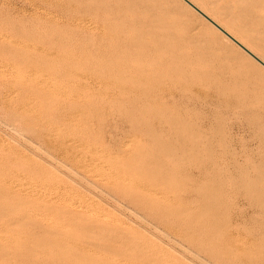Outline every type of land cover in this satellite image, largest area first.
Instances as JSON below:
<instances>
[{
    "label": "rangeland",
    "instance_id": "obj_1",
    "mask_svg": "<svg viewBox=\"0 0 264 264\" xmlns=\"http://www.w3.org/2000/svg\"><path fill=\"white\" fill-rule=\"evenodd\" d=\"M105 1H107V3L102 5V2L104 3ZM108 1L109 0H0V114L2 113L0 115V191L1 194H4H0V254L4 252V255H6L7 253V256L0 255V257H2V263L0 261V264H24V261L28 259L30 260L27 261L26 264H33L34 262H36L34 264H47L51 258L52 261H50L49 264H214L212 262L213 260L209 259L208 251L209 249H213L210 253H214V251L218 249L217 246L220 249L228 247L229 253L230 251H235L233 253L231 252L232 254H229V256L227 248H223L222 252L221 250L218 251L221 256L222 253L224 254L223 257L219 259V262H215V264H228V261L223 260V258L228 259V257L229 259L236 258V262L243 257V262L238 261V264H252L251 262L258 264L260 260L262 262L260 261L259 264H264V244L262 243L264 237L261 236L264 233V214L261 213L263 208L255 200L249 201L246 199L243 195L245 193L243 189L239 191L237 188H234L237 185L231 180L232 175L229 173V170L232 169V161L234 159H238L239 162L245 164L252 163L255 162L254 160L252 161L253 154L264 153V147H262L264 146V141H262V135L260 136V134H262L260 128L263 121L259 118H253L254 114L249 111L250 108H253L256 111L255 114L263 115L259 113L261 112V108L259 107H261L262 104L254 102L253 105L247 102L240 106H235L234 97H229L221 93L217 88L222 82V88L228 86V84L226 85V83H228L227 79L225 81L224 78L222 80V78H218V76L203 77L201 74L195 76L187 74L190 76L189 78V76H185V74L177 75L176 73H172L168 60H166L161 53L157 52L155 44L147 43L148 48L144 46H134L132 44V37L136 35L135 31L125 26L122 21L118 19L121 14L120 9L115 5H112V7L108 6ZM163 1L167 2V0ZM100 6H102V8H100ZM113 12H115V14ZM222 59L224 58L219 59L218 63L228 66L229 71H232L230 74L233 76L237 74L241 75L242 69H238V67L233 64L232 59ZM240 66L242 68L245 67L242 61H240ZM150 68L154 69V71ZM160 72H165V76ZM159 73L161 75H159ZM167 73L168 75L166 76ZM175 74L179 77L176 76L178 80L174 78ZM181 76L185 78L183 79ZM196 76L197 78L193 79V77ZM198 76L200 78H198ZM210 77H212V80ZM216 81L219 83L215 84ZM239 86L242 87L244 84L240 83ZM246 87L247 85L244 86V88ZM134 106L137 108H133ZM254 107H257V110ZM124 114L125 117L123 116ZM12 115L13 117L11 118ZM132 117L135 120H133ZM174 120H178L177 127L173 125H176V123H173ZM181 122L183 125H180L182 124ZM184 125L187 127H183ZM179 126L180 129H189L188 132H191L193 129L192 133H189L190 136L185 134L188 135L186 136L187 142L182 141L185 139L184 133H187V130H183L184 133L181 132V134L180 131L182 129L180 130ZM195 133H202L206 136L203 141V143L206 144L201 143V145L206 149L205 145H207V143L209 144L210 147H208V145L207 147L213 152L214 155L212 157L207 156L210 155V151L207 152L208 149L205 151L204 148L200 146L197 147L198 144L196 140L198 134L195 135L196 137L193 139ZM257 134L258 136H256ZM158 139L160 142H164V144L168 142V144H159ZM54 142L56 146L59 144L60 151L58 146L55 148ZM190 142H193V144L196 143L197 146L188 144ZM31 145L36 147H31ZM48 146L49 148H47ZM166 146L168 148L171 146L169 150L173 149L174 151L168 152L169 150ZM184 146H186L187 149L186 147L184 148ZM72 147L76 148L73 149ZM176 147L180 149H176ZM194 147L197 148L196 151L198 152L196 158ZM77 148L80 149L78 150L80 151V157L78 155L79 152H76ZM160 148L161 150H159ZM164 148H166L167 152L164 151ZM67 149L69 151H67ZM51 150L56 152L50 153ZM190 150L192 153H190ZM159 151L162 152L163 155L159 154ZM185 151L187 153H185ZM76 153L78 157H76ZM155 153H158V155ZM50 154L52 155L50 156ZM202 154L205 157H203ZM57 155H59V157H57ZM177 156H179V161L175 159ZM190 156L193 157V159L189 158V160L192 159V162L194 160L193 163L190 162L191 160H186L188 159L187 157ZM198 156L200 158H198ZM207 157L212 158L211 161H208L210 158L207 159ZM194 158L199 161L197 160L195 162ZM202 158L205 161H203ZM181 160L184 162L182 163ZM200 160L203 161L205 169H200L199 166L197 167V165L202 163ZM250 160L252 162H249ZM67 161H71V163ZM213 161H215V163ZM194 163H196V165ZM162 165H166V167L163 166L162 168ZM167 165H170V171ZM180 165L183 167H180ZM211 166H213L212 168L215 167V172L216 170L218 172L222 170L220 171L223 176L221 180L225 181H223L225 183L223 186L224 188L227 187L225 189L228 190L223 192L224 188L222 187L221 191L224 193V196L227 192V194H229V196H225V200L224 197H222L223 200L221 198L223 193L219 191L220 189L217 190L220 188L219 185H217V188L216 183H214L217 178L215 179L213 177L217 175L214 176L213 173L215 172L210 168ZM62 167H64L65 170L64 168L62 169ZM186 167L187 170L185 171ZM219 167H221V169ZM67 168L69 169V173L67 172ZM177 168L184 169H179L181 171L180 173ZM207 168L208 171H205ZM227 168L231 169L228 170ZM164 169L167 171L163 172ZM209 169L211 171H209ZM74 170L77 171L76 174H74L76 175L75 177L71 175L75 172ZM182 170L186 173L184 171L182 172ZM201 172L204 173L203 177ZM77 173L80 176H78V178ZM206 173L208 174L206 175ZM211 173L213 176L209 175ZM156 175L158 176L156 177ZM187 175L188 177H186ZM221 175L218 173L217 177L220 179ZM206 176L207 179L212 177L213 179L211 180H214V184L212 181H208ZM87 179L91 182L89 183ZM95 180H97L98 183ZM102 182L103 185L105 184V188L102 187ZM205 184L216 186L214 190L216 188L217 191L212 189L213 186L210 187L211 189L208 186V190L204 187L206 186ZM201 187L203 189H201ZM239 187L240 186H238V188ZM204 188L208 190V193L210 190L212 192L214 191L216 197L207 194L210 197H215L213 201L210 197L208 198L206 194L205 197ZM5 189L8 191L5 192ZM13 189H16L15 191L17 193ZM133 189L138 192H135ZM200 189L202 190V194L198 195L201 193ZM115 190L116 192H118L117 190L120 191L118 195ZM8 192L9 194H7ZM71 192L73 195H71ZM197 192L199 193L197 194ZM212 192L210 193L212 194ZM10 193H12V195ZM129 193L131 194V198L128 197V195H130ZM77 194L80 195L76 198ZM217 194L221 195L219 196ZM54 195L58 196L54 198ZM112 195L115 197H112ZM35 196L36 199L34 198ZM217 196L220 198L218 199ZM202 197H205L203 198L204 202L210 199V201L215 203L214 200L216 198L218 200L221 199L222 202L215 200L216 203H220V207H214V209H212V206L218 203L213 205V203L207 201L205 202L206 205L208 204L206 206L204 202H202ZM139 198L142 199L139 200ZM54 199L56 201H53ZM57 199L63 202L60 203ZM129 199L133 200V203ZM196 200L200 201V203L198 202V204ZM145 201L147 203H145ZM224 201L227 205L223 203ZM71 202H74L77 208L73 205L74 209L72 207L73 203L70 204ZM136 202H138L140 206H138ZM201 202L206 207L211 203L212 205L209 206L211 208L204 209L206 207H202L203 205ZM54 203L56 206H53L55 205ZM222 203L224 206L226 205L228 207H224ZM167 204L169 209L166 208ZM170 204L171 206H169ZM196 204L203 210L199 209ZM255 204L256 207H254ZM88 205H90V208L93 210H90ZM154 205H156L155 207L157 209L162 205V210H157L155 208L158 212L161 211L160 215L158 213V220L156 215L157 211H149L151 210L150 206L153 207ZM80 206L81 208L83 206V211H90V213L87 211L90 214L89 217L87 212L84 213L81 209V211H78ZM141 206H144L143 208L145 209ZM221 206H223V209ZM147 207H149V209H147ZM184 207L186 208L184 209ZM165 208L168 210L165 211ZM193 208L195 209V214L193 213ZM216 208L221 212H217ZM8 209L11 212H9ZM186 209L188 211H186ZM196 209L199 210L200 214L196 212ZM257 209L259 210L257 211ZM173 210L177 212L173 213ZM210 210L213 212L216 210L215 213L217 212L218 214L216 213L215 215V213ZM162 211L167 213L165 214L163 212L162 216ZM16 212L19 213L17 214ZM149 212L155 215L147 214ZM171 212L172 216L170 215ZM189 212L190 214L192 212L194 215L191 214L189 216ZM207 212L211 214L208 213L209 216L205 217L204 215H207ZM223 212L225 214H223ZM180 213L184 214L182 215ZM173 214L182 216L178 217L176 215V218H174ZM165 215H168L166 219L171 216L170 219L172 221L170 219L167 221L164 217ZM93 216H95L94 219ZM160 216L161 219H164H162V222L161 219L159 220ZM186 216H188L189 219L186 218ZM199 216L203 220L200 219ZM227 216L229 217V221L226 219ZM190 217L193 218L194 222L199 219V223L196 227L192 224V226H194H190L189 228L186 221H192ZM209 217L212 221H208ZM216 217L220 218L217 219ZM154 218L156 219L154 220ZM179 218L182 220L179 221ZM175 219L177 222L174 223ZM184 219L187 225L185 224V227L179 228L178 226L183 225L182 222H184ZM205 220H207V222ZM217 220L222 222L219 221V223ZM223 220L225 222L227 221V225ZM49 221L53 222L50 224ZM78 221L80 223H78ZM117 221H119L122 227L119 223H116ZM164 221H167L166 224L168 223V225H166ZM39 223L41 225L40 228L38 227ZM169 223L172 226L174 224V227ZM190 223L191 222H189V225H191ZM200 223H203V230L201 229ZM217 223L219 224L218 226ZM47 224L50 225V227H47ZM58 224L59 226L62 225L60 226L62 229L65 226V231L64 229L60 231L61 228ZM116 224L120 226H115ZM165 226H169L168 228L171 229H167ZM186 226H188L189 229H187ZM198 226H200L199 232L198 229H196ZM212 226H214V228ZM226 226L227 229L225 228ZM210 227L211 229L213 228V231L209 230ZM114 228H116V230ZM181 228L184 229L181 230ZM222 228H225L227 230L226 232L229 233H223V235H225L223 236L220 231L223 230ZM191 229H193V232L195 231V234H191ZM206 229L209 230V233ZM201 230L202 232H200ZM205 231L207 235H205ZM196 232H198V234H196ZM222 232H225V230ZM174 233L175 236H172ZM179 233L182 234L180 240L178 237L181 236V234ZM41 234H43V236H41ZM208 234L211 235V238ZM217 234L220 235V237ZM256 234H258L259 240ZM17 235L21 241L25 238L29 239L30 241H24L30 245L26 243L27 245L25 244L24 246L22 244L24 242L18 241ZM23 236L25 237L22 239ZM49 236L52 238H49ZM201 236L205 241L207 240L206 243L203 239H200ZM228 236L229 239L226 238ZM192 237L197 238L193 240ZM2 238L3 240L6 238L5 241H7H3ZM214 238L215 240L213 241H216V243V238L219 240L217 246L215 245L216 243L212 242ZM221 238H223V241ZM233 238L242 241L243 245L239 243L242 247L239 246L237 248L236 242H231ZM62 239H64V241ZM248 239H250L251 242H248ZM260 239L263 241H260ZM185 240L190 242L188 243ZM37 241H40L39 245ZM196 242L202 244L199 246ZM224 242L225 244H223ZM230 242L232 246L235 244L234 247L230 246L231 244L229 245ZM4 244L6 246H4ZM181 244H184V246ZM186 244H191L190 246L194 247V249H190L189 245L187 246ZM193 244L195 245L193 246ZM196 244L199 248L195 247ZM244 244L246 246H244ZM21 245H23L25 250ZM31 245L34 247H30ZM14 246L16 249L14 251L12 250L13 255H10L11 249L15 248ZM81 246L83 247L81 248ZM144 247H150V249L147 248L145 250ZM3 248H6L5 250L8 252L4 251ZM196 248L199 251L201 248L204 250L201 252V255L199 251L195 250ZM235 248L241 251L238 250L236 254ZM34 249L37 251H34ZM185 250H187V252ZM190 250L193 252L192 254ZM224 250H226V252ZM19 251L21 253H19ZM248 251L250 254L247 253ZM258 251H260V254ZM30 252L36 257L30 256ZM34 252L35 254H33ZM239 252H242V255L239 254ZM23 253L26 256L23 257ZM234 253L235 257L233 255ZM17 256L24 261L22 259L19 260ZM194 256H196L197 259ZM200 256H203L205 262L199 258ZM3 257L8 262L5 261ZM48 257L50 260H48ZM86 258L87 261H85ZM237 258L240 259L237 260ZM244 258H249V263L247 259L244 260ZM257 258L260 259L258 260ZM31 260L33 261L31 262ZM63 261L65 263H63ZM229 264H235L234 260H230Z\"/></svg>",
    "mask_w": 264,
    "mask_h": 264
},
{
    "label": "bare ground",
    "instance_id": "obj_2",
    "mask_svg": "<svg viewBox=\"0 0 264 264\" xmlns=\"http://www.w3.org/2000/svg\"><path fill=\"white\" fill-rule=\"evenodd\" d=\"M189 2V3H188ZM107 3V1H105L104 3L102 2V5H105ZM196 8H194L192 5ZM112 5H115L116 7H118L119 9H120V12H121V14H120V16L118 17V19H120L121 21H122V23L125 25V26H128V27H130V29L132 28L134 31H135V33H136V35L134 36V37H132L133 38V42H132V44L134 45V46H140V47H145V48H148L147 46V43H152V44H155V49L157 50V52H159V53H161L162 54V56L166 59V60H168V62H169V64H170V71L172 72V73H176L177 75L178 74H182V75H184L185 74V76L187 75V74H189V75H191V76H195V75H199V74H201V75H203V77L204 76H206V77H208V76H218V78H222V80H223V78L225 79V81H226V79H227V82L228 83H226V85L228 84V86H226V87H223L222 88V83H221V87L219 86V87H217L218 88V90L221 92V93H224L225 95H227V96H232V97H234V104H235V106H240L241 104H244V103H251V104H253L254 102H256V103H261L262 105H261V107H259V108H261V112H259V113H262L263 115H260V114H255L256 113V111H255V109H253V108H250L249 109V111H251V113L252 114H254L253 115V118L255 117V119L257 118H259L260 120L262 119V121H263V123H261V128H260V131H262V134H260V136L262 135V141H264V0H167V2L166 1H163V0H109L108 1V6H111L112 7ZM205 5V6H204ZM89 6H90V4H89ZM65 7H66V5H65ZM115 7V8H116ZM100 8H102V6H100ZM87 9V8H86ZM111 10V9H110ZM107 11V10H106ZM116 11V10H115ZM85 13V12H84ZM114 14H115V12H113ZM97 14V13H96ZM114 20V19H113ZM107 21V20H106ZM118 24V23H117ZM121 31V30H120ZM127 32V31H126ZM207 32H209V33H207ZM112 33V32H111ZM131 35V34H130ZM110 39V38H109ZM147 40H149V41H147ZM127 45V44H126ZM123 46V45H122ZM154 46V45H153ZM143 50V49H142ZM147 51V50H146ZM127 52V51H126ZM132 52V51H131ZM156 53V52H155ZM236 54V55H234V54ZM154 56V55H153ZM221 58H226V59H232L233 60V64L236 66V67H238V69H242V71H241V75H232V74H230L232 71L230 70L229 71V67L228 66H224V65H221V63L219 64L218 63V60L219 59H221ZM161 59H163V58H161ZM224 59H222V60H224ZM240 61H242L243 63H244V65H245V67H241L240 66ZM160 62V61H159ZM220 62V61H219ZM228 62V61H227ZM226 62V63H227ZM149 63V62H148ZM164 65V64H163ZM166 65H168V64H166ZM165 65V66H166ZM229 65H230V63H229ZM243 65V64H242ZM124 66V65H123ZM160 68V67H159ZM149 69V68H148ZM150 69H152V68H150ZM233 69V68H232ZM236 69V68H235ZM145 70V69H144ZM160 70H161V68H160ZM145 71H148L147 69L145 70ZM152 71H154V69H152ZM163 71V70H162ZM157 72V71H156ZM166 72V71H165ZM165 72H160V73H162V75H164L165 74ZM139 73V72H138ZM146 73V72H145ZM158 73V72H157ZM156 73V74H157ZM159 73V75H161ZM170 73V72H169ZM174 75L173 77L176 79L178 76L177 75ZM168 75V73L166 74V76ZM170 75V74H169ZM189 75H187V76H189ZM201 75H200V77H201ZM232 75V76H231ZM165 76V75H164ZM177 76V77H176ZM172 77V78H173ZM182 77V76H181ZM199 76H198V78H200ZM179 78V77H178ZM178 78H177V80H178ZM183 78V77H182ZM185 78V77H184ZM183 78V79H184ZM189 78H190V76H189ZM194 78H197V76L196 77H193V79ZM211 78V80H212V77H210ZM213 78H217V77H213ZM209 80V79H208ZM218 80V79H217ZM195 81V80H194ZM213 81H215V80H213ZM220 81H221V79H220ZM40 82V81H39ZM155 82V81H154ZM190 82V81H189ZM197 82V81H196ZM215 83V82H214ZM219 83V82H218ZM217 83V81H216V83L215 84H218ZM244 84V86L245 85H247V87L246 88H244V86H242V87H240L239 86V84ZM201 85V84H200ZM217 86V85H216ZM170 91V90H169ZM199 91V90H198ZM5 93V92H4ZM140 93V92H139ZM204 93V92H203ZM199 94V93H198ZM223 94V95H224ZM168 95H170V94H168ZM4 97H6V96H4ZM143 97H145V96H143ZM3 98V97H2ZM139 100V99H138ZM7 101V100H6ZM142 101V100H141ZM133 103V102H132ZM139 103H140V101H139ZM143 103V102H142ZM141 103V104H142ZM137 104V103H136ZM225 104V103H224ZM232 104V103H231ZM133 105V104H132ZM140 105V104H139ZM254 105V104H253ZM126 106V105H125ZM136 106V105H135ZM135 106L133 107V108H135ZM138 106V105H137ZM225 107V106H224ZM137 108V107H136ZM135 108V109H136ZM254 108H256V110H257V107H254ZM258 108V109H259ZM129 109H130V107H129ZM140 109V108H139ZM254 110V111H253ZM133 111H134V109H133ZM136 111V110H135ZM138 111H140V110H138ZM127 112V111H126ZM129 112V111H128ZM137 112V111H136ZM8 113H9V111H8ZM132 113H135V112H132ZM2 114V113H1ZM0 114V115H1ZM126 114V113H125ZM125 114L123 115L124 117H125ZM6 115V114H5ZM9 115V114H8ZM128 115V114H127ZM126 115V116H127ZM131 115V114H130ZM15 116H16V114H15ZM129 116V115H128ZM131 116H134V115H131ZM13 117V115L11 116V118ZM120 117V116H119ZM143 117V116H142ZM246 117V116H245ZM5 118V117H4ZM16 119H18L17 117H15ZM14 118V119H15ZM131 118V117H130ZM136 118V117H135ZM138 118V117H137ZM13 119V120H14ZM132 119H133V117H132ZM19 120V119H18ZM17 120V121H18ZM133 120H135V119H133ZM141 120V119H140ZM250 120V119H249ZM6 121V120H5ZM175 121V120H174ZM173 121V123H176V125L175 124H173L174 126H176L177 127V122H178V120L177 121H175L174 122ZM180 122V121H179ZM255 122V121H254ZM258 122V121H257ZM134 123V122H133ZM170 123V122H169ZM182 123V122H181ZM171 124V123H170ZM185 124V123H184ZM252 124V123H251ZM178 125H179V123H178ZM180 125H183V123L182 124H180ZM254 125V124H253ZM34 126V125H33ZM53 127V126H52ZM183 127H187V126H183ZM146 128H147V126H146ZM145 128V129H146ZM189 128V127H188ZM52 129V128H51ZM54 129V128H53ZM144 129V130H145ZM178 129V128H177ZM179 129H180V126H179ZM182 129V130H181ZM179 131H180V133L181 132H183L184 133V131L183 130H185V129H183V128H181ZM191 129V128H190ZM259 129V128H258ZM36 130V129H35ZM187 130V129H186ZM189 130V129H188ZM188 130L186 131L187 133H184V135L185 134H188L189 135V133H192V131H193V129H192V131L191 132H188ZM55 131V130H54ZM196 131V130H195ZM42 132V131H41ZM202 132V131H201ZM46 133V132H45ZM55 133V132H54ZM149 133V132H148ZM194 133V132H193ZM53 134V133H52ZM182 134V133H181ZM198 133H195L194 134V137H193V139L196 137L195 135H197ZM259 134V133H258ZM258 134L256 135V136H258ZM54 135V134H53ZM151 135V134H150ZM188 135H185V139H183L182 141L183 142H187V137L186 136H188ZM191 135H193V134H191ZM182 136V135H181ZM190 136V135H189ZM52 137V136H51ZM84 137V136H83ZM155 137V136H154ZM184 137V136H183ZM205 137L206 136H204L202 133H199L198 135H197V140H196V143L198 144V146H197V144L196 143H194V144H196V145H194L193 144V142H190V143H188V144H193V146H197V147H202V148H204L205 149V147H203L202 145H201V143H203V141L205 140ZM39 138V137H38ZM41 138V137H40ZM44 138V137H43ZM190 138V137H189ZM189 138H188V140H189ZM54 139V138H53ZM52 139V140H53ZM157 139V138H156ZM182 139V138H181ZM192 139V138H191ZM192 139V140H193ZM207 139V138H206ZM260 139V138H259ZM41 140V139H40ZM43 140V139H42ZM132 140V139H131ZM159 140V139H158ZM158 140H156V141H158ZM44 141V140H43ZM46 141V140H45ZM54 141V140H53ZM57 141H58V139H57ZM57 141H55V142H57ZM130 141V140H129ZM133 141V140H132ZM161 141H163V140H161ZM180 141V140H179ZM190 141V140H189ZM29 142V141H28ZM54 142V143H55ZM195 142V141H194ZM207 142V141H206ZM5 143V142H4ZM51 143V142H50ZM53 143V142H52ZM160 143H162V145H165L166 143L168 144V142H165V144H164V142H160V140H159V144ZM29 144H30V142H29ZM33 144V143H32ZM47 144V143H46ZM58 144V143H57ZM166 144V145H167ZM173 144V143H172ZM187 144V145H188ZM203 144H206V143H203ZM52 145V144H51ZM54 145V144H53ZM59 145V144H58ZM57 145V146H58ZM183 145V144H182ZM207 145H208V147H210L209 146V144L207 143ZM207 145H205L206 146V149H205V151L208 149V147H207ZM262 145V144H261ZM49 146H50V144H49ZM49 146L47 147V148H49ZM55 148L57 147L56 146V143H55ZM71 146V145H70ZM176 146V145H175ZM174 146V147H175ZM192 146V147H193ZM31 147H34L33 145H31ZM36 147V146H35ZM34 147V148H35ZM51 147V146H50ZM65 147V146H64ZM67 147V146H66ZM76 147H77V145H76ZM76 147H74V148H76ZM79 147V146H78ZM160 147V146H159ZM163 147V146H162ZM167 147V146H166ZM171 147V146H170ZM169 147V148H170ZM186 146H184V148H185ZM190 147V146H189ZM262 147H264V146H262ZM58 148H59V151H60V146H58ZM58 148H57V150H58ZM63 148V147H62ZM70 148V147H69ZM73 148V147H72ZM73 148V149H74ZM169 148L167 147V149L169 150ZM172 148H173V146H172ZM177 148H179V147H176V149ZM184 148H183V150H184ZM36 149H38V148H36ZM64 149V148H63ZM163 149V148H162ZM165 150L164 151H166L167 152V150H166V148H164ZM175 149V150H176ZM180 149V148H179ZM186 149H187V147H186ZM194 149H195V151H196V149L197 148H195L194 147ZM194 149H192V150H194ZM198 149H200V148H198ZM40 150V149H39ZM50 150V149H49ZM49 150H47V151H49ZM78 150H80V149H76V152L78 151ZM159 150H161V148L159 149ZM173 150V149H172ZM172 150H169L168 152H170V151H172ZM182 150V151H183ZM203 150V149H202ZM58 151V152H59ZM63 151V150H62ZM67 151H69L68 149H67ZM73 151V150H72ZM88 151H90V150H88ZM163 151V150H162ZM174 151V150H173ZM172 151V152H173ZM180 151V150H179ZM178 151V152H179ZM181 151V152H182ZM194 151V152H195ZM199 151H201V150H199ZM204 151V150H203ZM210 151V155H207V156H210V157H212L214 154H213V152L211 151V150H209L208 149V151L207 152H209ZM214 151V150H213ZM260 151V150H259ZM263 151V150H262ZM43 152V151H42ZM51 152H53L52 150L50 151V153ZM56 152V151H55ZM55 152H53V153H55ZM79 152V157H80V151H78ZM83 152V151H82ZM211 152H212V154H211ZM185 153H187L186 151H185ZM190 153H192L191 152V150H190ZM190 153H188V154H190ZM200 153H202V152H200ZM204 153V152H203ZM83 154V153H82ZM155 154H157L158 155V153H155ZM159 154H161V155H163V153L162 152H160L159 151ZM165 154V153H164ZM182 154V153H181ZM197 154H198V152L196 151L195 152V158L197 157ZM217 154V153H216ZM216 154H215V156H216ZM19 155V154H18ZM52 154H50V156H51ZM60 155V154H59ZM59 155H57V157H59ZM72 155H74V154H72ZM156 155V156H157ZM175 155V154H174ZM180 155V154H179ZM183 155V154H182ZM203 155V154H202ZM205 155H206V153H205ZM254 156H252V161L254 160L255 162H252L251 160L249 161V162H252V163H241V162H239V160L238 159H234L233 161H232V169L231 168H227L228 170L229 169H231V170H229V173H231V175H232V179L231 180H233V182L235 183V185H237V186H235L234 188H237V190H242L243 189V191H245V193L243 194L244 195V197H246V199H248L249 201L250 200H252V201H256V202H258V204L263 208V211L261 212V213H263L264 214V153L263 154H261V153H258V154H253ZM49 156V157H50ZM153 156H155V155H153ZM160 156V155H159ZM187 156H189V155H187ZM193 156H194V153H193ZM200 156V155H199ZM198 156V158H200ZM214 156V157H215ZM48 157V158H49ZM53 157V156H52ZM76 157H78L77 156V153H76ZM83 157V156H82ZM178 157L179 156H177V158H175L176 160H178ZM181 157H184V156H181ZM203 157H205L204 155H203ZM210 157H207V159L208 158H210ZM27 158H28V156H27ZM61 158V157H60ZM67 158V157H66ZM188 159H186V160H189V158H192L193 159V157H187ZM194 158V159H195ZM53 159V158H52ZM51 159V160H52ZM54 159H55V157H54ZM58 159V158H57ZM68 159V158H67ZM75 159V158H74ZM73 159V160H74ZM80 159V158H79ZM156 159V158H155ZM181 159H183V158H181ZM192 159H190L189 161L190 162H192ZM203 159V158H202ZM211 159L212 158H210V160L208 159V161H211ZM217 159V158H216ZM75 160H77V159H75ZM82 160V159H81ZM183 160H185V159H183ZM183 160H181L182 161V163L184 162ZM198 160V159H197ZM196 159H195V162L197 161ZM33 161V160H32ZM55 161V160H54ZM79 161V160H78ZM179 161V160H178ZM180 161V162H181ZM199 161V160H198ZM203 161H205L204 159H203ZM203 161L202 160H200V162H202V163H200L199 165H197V167L199 166V168L200 169H205V167L203 166ZM57 162V161H56ZM55 162V163H56ZM68 162V161H67ZM193 162H194V160H193ZM192 162V163H193ZM207 162V161H206ZM214 163H215V161H213ZM58 163V162H57ZM68 163H71V161H69ZM192 163H189V164H192ZM211 163V162H210ZM61 164V163H60ZM145 164H146V162H145ZM195 165H196V163H194ZM198 164V163H197ZM205 164H208V163H205ZM204 164V165H205ZM33 165V164H32ZM66 165V164H65ZM68 165V164H67ZM73 165V164H72ZM182 165V164H181ZM180 165V167H183L184 166V164H183V166H181ZM195 165H193V166H195ZM210 165V164H209ZM208 165V166H209ZM212 165H213V163H212ZM56 166H58V165H56ZM55 166V167H56ZM62 166H64V165H62ZM70 166H71V164H70ZM163 166H165L166 167V165H162V168H163ZM217 166H218V164H217ZM164 167V168H165ZM167 167H169L168 169H169V171H170V165L168 166L167 165ZM177 167H179V166H177ZM213 166H211L210 168H212ZM215 167H216V165H215ZM214 167V168H215ZM230 167V166H229ZM57 168V167H56ZM64 167H62V169H63ZM70 168V167H69ZM72 168V167H71ZM184 168H185V166H184ZM184 168H179V169H184ZM209 168V167H208ZM208 168H207V170H205V171H208ZM214 168H212V170H214V172H215V169ZM217 168V167H216ZM220 169H221V167H219ZM218 168V169H219ZM160 169H161V167H160ZM167 169V168H166ZM178 169V168H177ZM178 169V172L180 171ZM225 169V168H224ZM64 170H65V168H64ZM68 170V171H67ZM67 172L69 173V169L67 168ZM187 170V167H186V169H185V171ZM71 171V170H70ZM75 172H73L71 175H74V174H76V170H74ZM161 171V170H160ZM166 172L167 170H163V172ZM184 170H182V172H183ZM184 171V172H185ZM209 171H211L210 169H209ZM220 171H222V170H219V172L216 170V172L215 173H213L214 174V176H218V173L221 175L222 173H220ZM223 171H225V170H223ZM218 172V173H217ZM228 172V171H227ZM65 173V172H64ZM180 173H181V171H180ZM186 173V172H185ZM208 173H210V172H208ZM208 173H206V175L208 174ZM217 173V174H216ZM224 173V172H223ZM226 173V172H225ZM78 174V173H77ZM166 174V173H165ZM201 174H202V177H203V175H204V173L203 172H201ZM212 174V173H211ZM211 174H209L210 176H213V174L211 175ZM28 175V174H27ZM161 175H163V174H161ZM208 175V176H209ZM230 175V176H231ZM76 175H74V177H75ZM78 176H79V174L77 175V178H78ZM88 176V175H87ZM86 176V177H87ZM158 175H156V177H157ZM166 176V175H165ZM201 176V175H200ZM209 176V177H210ZM213 177V178H217V180H216V182L214 181V180H211V179H213L212 177L211 178H208L207 179V176H206V179L209 181H212V183H213V181H214V183H216V186L217 185H219V187L220 188H218V186H217V190H219V191H221V189H222V187L224 188V186H223V184H225L224 182V180H221V178L223 177L222 175H221V177H220V179L218 178V177ZM58 177V176H57ZM72 177V176H71ZM80 177V176H79ZM186 177H188V175L186 176ZM205 177V176H204ZM82 178V177H81ZM162 178V177H161ZM167 178V177H166ZM195 178V177H194ZM229 178V177H228ZM63 179V178H62ZM205 179V178H204ZM226 179V178H225ZM230 179H229V181H230ZM72 180V179H71ZM80 180H82V179H80ZM87 180H89V179H87ZM94 180V179H93ZM165 180V179H164ZM199 180V179H198ZM228 180V179H227ZM83 181V180H82ZM81 181V182H82ZM97 183H98V181L97 180H95ZM191 181V180H190ZM193 181V180H192ZM224 181V182H223ZM76 182V181H75ZM79 182V181H78ZM91 181L89 180V183H90ZM194 182V181H193ZM99 183H101V182H99ZM209 183V182H208ZM207 183V184H208ZM213 183V184H214ZM218 183V184H217ZM93 184V183H92ZM227 184V183H226ZM65 185V184H64ZM84 185V184H83ZM85 185L87 186V184L85 183ZM102 185H103V182H102ZM105 185V184H104ZM104 185L102 186V187H104ZM206 185V184H205ZM211 184H209V185H206V186H204L205 188H207L208 190H209V188L210 187H212V186H210ZM3 186V185H2ZM6 186V185H5ZM93 186V185H92ZM95 186V185H94ZM208 186H209V188H208ZM216 186H213V190H214V187H216ZM226 186V185H225ZM238 186H240L239 188H241V189H239L238 188ZM4 187V186H3ZM12 187V186H11ZM68 187V186H67ZM85 187V186H84ZM89 187V186H88ZM203 187V186H202ZM201 187V189H203ZM76 188V187H75ZM93 188V187H92ZM105 188V187H104ZM107 188V187H106ZM109 188V187H108ZM204 188V189H205ZM225 188H227V187H225ZM223 189L224 191L223 192H225V190H228V189ZM1 189V188H0ZM4 189V188H3ZM8 189H9V187H8ZM101 189V188H100ZM112 189V188H111ZM116 189V188H115ZM200 189V190H201ZM207 189H205L204 191H205V193H204V195L206 194H210V195H216L215 193H214V191L216 190V188H215V190L212 192L211 190H210V192H212V194L209 192L208 193V190ZM211 189V188H210ZM6 190V189H5ZM11 190V189H10ZM14 190V189H13ZM16 190V189H15ZM14 190V191H15ZM24 190V189H23ZM25 190H27V189H25ZM102 190V189H101ZM113 190H114V188H113ZM134 190V189H133ZM199 190V189H198ZM216 190V191H217ZM8 190H6L5 192H7ZM12 191V190H11ZM22 191V190H21ZM104 191V190H103ZM110 191V190H109ZM112 191V190H111ZM118 192H120L119 190H117ZM128 191V190H127ZM135 192H138V191H136V190H134ZM4 192V193H5ZM10 192V191H9ZM9 192L7 193V194H9ZM16 192V191H15ZM14 192V193H15ZM73 192V191H72ZM71 192V193H72ZM115 192H116V190H115ZM118 192H116L117 193V195H118ZM123 192V191H122ZM201 193H199V192H197V194L198 195H200V194H202V190L200 191ZM207 192V193H206ZM222 192V191H221ZM222 192V193H223ZM227 192V191H226ZM17 193V192H16ZM15 193V194H16ZM20 193V192H19ZM22 193V192H21ZM26 193H28V192H26ZM39 193V192H38ZM109 193V192H108ZM131 193V192H130ZM129 193V194H130ZM214 193V194H213ZM218 193H220V192H218ZM228 193V192H227ZM226 193V195L225 196H229V194H227ZM0 194H1V191H0ZM11 195H12V193H10ZM24 194V193H23ZM65 194V193H64ZM112 194H115V193H112ZM120 194H124V193H120ZM119 194V195H120ZM136 194V193H135ZM1 195H4V194H1ZM14 195V194H13ZM34 195H36V194H34ZM40 195V194H39ZM42 195H44V194H42ZM71 195H73V193L71 194ZM80 195V194H79ZM78 194H77V196H76V198L79 196ZM110 195H111V193H110ZM132 195H133V193H132ZM206 195H205V197H206ZM207 195V196H208ZM217 195H221V194H217ZM223 195V196H222ZM221 195V198L222 197H224V200H225V196H224V193ZM16 196V195H15ZM20 196H21V194H20ZM29 196H30V194H29ZM38 196V195H37ZM45 196H46V194H45ZM55 196L56 195H54V198H55ZM58 196V195H57ZM56 196V197H57ZM114 195H112V197H113ZM131 196V194L130 195H128V197H130ZM134 196V195H133ZM132 196V197H133ZM210 197V196H208V198L210 197V199H212V201H213V198H215V197ZM31 197V196H30ZM39 197H41V196H39ZM51 197H53V196H51ZM69 197V196H68ZM75 197V196H74ZM115 197V196H114ZM124 197H125V195H124ZM200 197V196H199ZM198 197V198H199ZM205 197H202V199L203 198H205ZM218 197V196H217ZM35 199H36V196L34 197ZM42 198V197H41ZM119 198V197H118ZM118 198H116V199H118ZM127 198V197H126ZM131 198V197H130ZM134 198H135V196H134ZM220 197H218V199H219ZM1 199V198H0ZM37 199H38V197H37ZM43 199V198H42ZM51 199V198H50ZM50 199H49V202H50ZM59 199V198H58ZM57 199V200H58ZM67 199V198H66ZM81 199V198H80ZM125 199V198H124ZM133 199V198H132ZM137 199V198H136ZM140 199H142V198H139V200ZM144 199V198H143ZM200 199V198H199ZM207 199V198H206ZM210 199L209 200H207V201H210ZM217 198L215 199V200H218ZM226 199H227V197H226ZM44 200V199H43ZM82 200V199H81ZM130 200V199H129ZM214 200V202L215 203H213L212 201H210L211 203H213V205L214 204H217L216 203V201ZM222 200H223V198H222ZM48 201V200H47ZM53 201H56L55 199L53 200ZM58 201H60V200H58ZM67 201V200H66ZM130 201H132V203H133V200H130ZM135 201V200H134ZM137 201V200H136ZM197 201V200H196ZM202 201V200H201ZM207 201H205V202H207ZM219 202H222L221 201V199L220 200H218ZM252 201H251V203H252ZM48 202V203H49ZM61 202H63L62 200L60 201V203ZM68 202V201H67ZM139 202V201H138ZM138 202H136V204H138V206H140L139 205V203ZM142 202V201H141ZM200 203V201H197V203ZM202 202H204V199H203V201ZM201 202V204L203 205V203ZM204 202V204L206 205V203ZM5 203V202H4ZM58 203V202H57ZM64 203L67 205V203L64 201ZM73 203V204H72ZM145 203H147L146 201H145ZM198 203V204H199ZM209 204V206H211L212 204ZM223 203H225L226 205H227V203L224 201ZM222 203V205L224 206V204ZM55 204V203H54ZM70 204H72V207H73V205L75 204L74 202H71ZM80 204H81V202H80ZM142 204V203H141ZM144 204V203H143ZM150 204V203H149ZM156 204V203H155ZM219 204L220 203H218L217 205H215V206H212L213 208L212 209H214V207H220L219 206ZM131 205V204H130ZM133 205V204H132ZM145 205V204H144ZM151 205V204H150ZM157 205H159V204H157ZM197 205V204H196ZM208 205V204H207ZM206 205V206H207ZM225 205V206H226ZM1 206V205H0ZM7 206V205H6ZM53 206H56V204L55 205H53ZM75 206V205H74ZM84 206V205H83ZM83 206H82V208H83ZM89 207V209L91 210L92 208H90L91 206L90 205H88ZM134 206V205H133ZM136 206V205H135ZM147 206V205H146ZM145 206V207H146ZM156 205H154L153 207L152 206H150L151 207V210H149L150 212L151 211H154V212H156L157 210H159V209H161L162 208V205L160 206V208H156L155 207ZM169 206H171V204L169 205ZM174 206V205H173ZM172 206V207H173ZM198 206V208L199 209H201V207H199V205H197ZM197 206H195V207H197ZM201 206V205H200ZM206 206H202V207H206ZM206 207V208H204V209H208V208H211V207ZM223 206H221V208L223 209ZM224 206V207H225ZM258 206V205H257ZM51 207H52V205H51ZM60 207V206H59ZM63 207V206H62ZM68 207V206H67ZM142 207V206H141ZM144 207V206H143ZM142 207V208H143ZM159 207V206H158ZM176 207V206H175ZM179 207V206H178ZM189 207V206H188ZM228 206H226V208H227ZM254 207H256V204H255V206ZM54 208H56V207H54ZM74 208V207H73ZM73 208H71V209H73ZM75 208H77V206H75ZM74 208V209H75ZM81 208V206H80V208H78V211H83V209ZM153 208V209H152ZM157 210H156V209ZM166 208H168L169 209V207H168V204H167V207ZM166 208H165V211H167L166 210ZM177 208V207H176ZM180 208H182V207H180ZM180 208H178V209H180ZM186 207H184V209H185ZM217 208H216V210H217ZM260 208V207H259ZM19 209V208H18ZM69 209V208H68ZM73 209V210H74ZM81 209V210H80ZM119 209V208H118ZM143 209H145V208H143ZM147 209H149V207H147ZM164 209V208H163ZM170 209H172V208H170ZM177 209V210H178ZM184 209H182V210H184ZM190 209H191V207H190ZM194 209V208H193ZM220 209V208H219ZM225 209V208H224ZM70 210V209H69ZM85 210V209H84ZM93 210V209H92ZM162 210V209H161ZM181 210V209H180ZM201 210H203V209H201ZM216 210H214V212L213 211H211V212H213V213H215V211ZM226 210V209H225ZM259 209H257V211H258ZM261 210V209H260ZM8 211H9V209H8ZM87 211H89V210H87ZM87 211H83L84 213L85 212H87ZM117 211V210H116ZM120 211V210H119ZM174 211V210H173ZM186 211H188L187 209H186ZM223 211V210H222ZM228 211V210H227ZM9 212H11V211H9ZM13 212V211H12ZM20 212V211H19ZM19 212H16L17 214L19 213ZM93 212V211H92ZM91 212V213H92ZM118 212V211H117ZM147 212H148V210H147ZM147 213V214H152V215H155V214H153V213ZM161 212V211H160ZM160 212H158L157 211V213H156V215H157V220H158V216L160 215ZM163 212L164 211H162V216H163ZM175 212H177V211H174L173 213H175ZM179 212V211H178ZM183 212V211H182ZM196 212H198L199 213V210L198 209H196ZM204 212H205V210H204ZM217 212H221L220 210L218 211L217 210ZM216 212V213H217ZM229 212V211H228ZM227 212V213H228ZM8 213V212H7ZM6 213V214H7ZM59 213V212H58ZM88 213V212H87ZM89 213H90V211H89ZM88 213V217H89V214ZM96 213V212H95ZM120 213V212H119ZM158 213H159V215H158ZM165 213V212H164ZM167 213V212H166ZM165 213V214H166ZM169 213V212H168ZM194 214H195V209H194V212H193ZM192 212H191V214H193ZM197 213V214H198ZM201 213H203V212H201ZM208 213L209 212H207V215H204L205 217H207V216H209L208 215ZM212 213V214H213ZM216 213H215V215H216ZM225 213H226V211H225ZM224 212H223V214H225ZM9 214V213H8ZM65 214V213H64ZM93 214V213H92ZM180 214H182V213H180ZM184 214V213H183ZM182 214V215H183ZM185 214H188V213H185ZM190 214V212H189V216L191 215ZM193 214V215H194ZM200 214V213H199ZM209 214H211V213H209ZM218 214V213H217ZM222 214V213H221ZM259 214V213H258ZM1 215V214H0ZM76 215V214H75ZM74 215V216H75ZM171 216H172V212H171V214H170ZM174 215V214H173ZM177 215V214H176ZM176 215H174V218H176L175 216ZM182 215H177L178 217L179 216H182ZM201 215H203V214H201ZM261 215V214H260ZM62 216V215H61ZM67 216V215H66ZM78 216V215H77ZM76 216V217H77ZM81 216H82V214H81ZM80 216V217H81ZM102 216V215H101ZM100 216V217H101ZM107 216H110V215H107ZM166 216L168 217V215H165L164 217H165V219H166ZM170 216V217H171ZM185 216V215H184ZM204 216H203V218H204ZM218 216H220V215H218ZM228 216H229V213H228ZM227 216V218L226 219H228L229 217ZM264 216V215H263ZM59 217V216H58ZM70 217V216H69ZM73 217V216H72ZM94 217L95 216H93V219H94ZM100 217H98V218H100ZM112 217V216H111ZM170 217L169 218H167L166 220L168 221V219H170ZM192 217V216H191ZM190 217V218H191ZM197 217V216H196ZM200 217V216H199ZM222 217H223V215H222ZM63 218V217H62ZM91 218V217H90ZM108 218V217H107ZM106 218V219H107ZM113 218V217H112ZM153 218V217H152ZM182 218V217H181ZM186 218H188L189 219V217L188 216H186ZM185 218V219H186ZM217 218V217H216ZM218 218H220V217H218ZM217 218V219H218ZM56 219V218H55ZM64 219V218H63ZM66 219H68V218H66ZM79 219V218H78ZM97 219V218H96ZM100 219H102V218H100ZM103 219L105 220V218L103 217ZM110 219V218H109ZM114 219V218H113ZM156 218H154V220H155ZM161 219V216L159 217V220ZM163 219V218H162ZM162 219H161V222H162ZM185 219H184V222H182L183 223V225L182 226H178L179 228L180 227H185V224L187 225V223H188V226H189V228H190V226H192V224H194L195 225V227H196V225L199 223V219L196 221V222H194L193 221V218H191L192 219V221H193V223H192V221H189L188 219H186V220H188L189 222H191L190 224L191 225H189V222L188 221H186L187 223H185ZM200 219H202L201 217H200ZM209 219H210V217H209ZM208 219V221H212V219H210L209 220ZM214 219H215V217H214ZM13 220V219H12ZM26 220V219H25ZM31 220V219H30ZM72 220V219H71ZM77 220V219H76ZM99 220V219H98ZM164 220V219H163ZM171 220V219H170ZM169 220V221H170ZM177 220H178V218H177ZM182 220V219H181ZM180 220V218H179V221H181ZM195 220V219H194ZM203 220V219H202ZM201 220V221H202ZM222 220V219H221ZM224 220H225V218H224ZM223 220V221H224ZM47 221V220H46ZM62 221V220H61ZM100 221V220H99ZM167 221H164L165 222V224H166V222ZM172 221V220H171ZM206 222H207V220H205ZM204 221V222H205ZM215 221V220H214ZM218 221V220H217ZM220 221V220H219ZM218 221V222H219ZM227 221H229V219L227 220ZM227 221L225 222L226 223V225H227ZM51 222H53V221H51ZM51 222L49 221V223L51 224ZM65 222V221H64ZM69 222V221H68ZM104 222V221H103ZM111 222V221H110ZM112 222H113V220H112ZM122 222V221H121ZM175 222H177L176 221V219H175V221H174V223ZM205 222V223H206ZM220 222H222V221H220ZM219 222V223H220ZM20 223V222H19ZM29 223H31V222H29ZM48 223V222H47ZM56 223V222H55ZM74 223V222H73ZM78 223H80L79 221H78ZM105 223V222H104ZM106 223H107V221H106ZM116 223H119V221H117ZM123 223V222H122ZM124 223H126L125 221H124ZM196 223V224H195ZM205 223H204V225H205ZM209 223V222H208ZM230 223V222H229ZM32 224V223H31ZM34 224V223H33ZM43 224V223H42ZM57 224V223H56ZM101 224V223H100ZM108 224H110V223H108ZM115 224V223H114ZM120 224V223H119ZM115 225V226H120V225ZM170 224V223H169ZM173 224V223H172ZM179 224L181 225V223L179 222ZM202 224L203 223H200V226H201V229H202ZM222 224V223H221ZM220 224V225H221ZM7 225V224H6ZM29 225V224H28ZM37 225V224H36ZM44 225V224H43ZM46 225V224H45ZM125 225V224H124ZM126 225H127V223H126ZM166 225H168V223L166 224ZM171 225V224H170ZM193 225V226H194ZM207 225H209V224H207ZM214 225V224H213ZM219 224L217 223V226H218ZM35 226V225H34ZM40 223H39V225H38V227L40 228ZM50 227V225H48L47 224V227ZM58 226H59V224H58ZM60 226H62V225H60ZM59 226V227H60ZM172 226V225H171ZM170 226V227H171ZM176 226H177V224H176ZM188 226H186L187 227V229H189L188 228ZM192 226V227H193ZM200 226H198L196 229H198V232H199V227ZM210 226V225H209ZM37 227V226H36ZM36 227H33V228H36ZM91 227V226H90ZM94 227V226H93ZM114 227V226H113ZM121 227H122V225H121ZM127 227V226H126ZM166 227V226H165ZM169 227V226H168ZM168 227H166L167 229H171V228H168ZM172 227H174V224H173V226ZM191 227V228H192ZM194 227V228H195ZM206 227V226H205ZM213 228H214V226H212ZM222 227V226H221ZM52 228V227H51ZM50 228V229H51ZM53 228H55V227H53ZM56 228H57V226H56ZM61 228V230L60 231H62L64 228H66L65 226H64V228L62 229V227H60ZM176 228V227H175ZM178 228V229H179ZM208 228V227H207ZM212 228V229H213ZM226 229H227V226L225 227ZM225 228H222L223 230H225V232H222L223 230H220L221 231V233H222V235H223V233H229V232H226L227 230L225 229ZM49 229V230H50ZM93 229V228H92ZM115 230H116V228H114ZM173 229V228H172ZM177 229V230H178ZM182 229H184V228H181V230ZM196 229H194V230H196ZM211 229V227H210V229L209 230H212ZM216 229V228H215ZM218 229H220V228H218ZM230 229V228H229ZM264 229V228H263ZM34 230V229H33ZM38 230V229H37ZM55 230V229H54ZM68 230V229H67ZM81 230V229H80ZM174 230V229H173ZM192 230V232H191V234H193L194 232H193V229H191ZM191 230H189V231H191ZM203 230V229H202ZM202 230L200 231V232H202ZM205 230V229H204ZM207 230V229H206ZM209 230H207V232L209 233ZM64 231H65V229H64ZM186 231V230H185ZM184 231V232H185ZM188 231V232H189ZM213 231V230H212ZM216 231V230H215ZM218 231V230H217ZM229 231V230H228ZM34 232V231H33ZM40 232V231H39ZM178 232H179V230H178ZM198 232H196V234H198ZM41 233V232H40ZM187 233V232H186ZM204 233H206V231L204 232ZM219 233V232H218ZM23 234V233H22ZM27 234V233H26ZM131 234V233H130ZM134 234V233H133ZM170 234H172V233H170ZM179 234H181V233H179ZM188 234V233H187ZM190 234V233H189ZM195 234V233H194ZM203 234V233H202ZM211 234V233H210ZM29 235H31V234H29ZM49 235V234H48ZM205 235H207V233L205 234ZM209 235V234H208ZM213 235V234H212ZM218 235V234H217ZM221 235V236H222ZM252 235V234H251ZM264 235V233L261 235L262 237H264L263 236ZM26 236V235H25ZM25 236H23L22 237V239L25 237ZM34 236V235H33ZM32 236V237H33ZM41 236H43V234H41ZM123 236V235H122ZM172 236H175V233H174V235H172ZM184 236H185V234H184ZM193 236V235H192ZM195 236V235H194ZM200 236V235H199ZM203 236V235H202ZM202 236H201V240L203 239L204 241H205V239L204 238H202ZM210 236V238H211V235H209ZM208 236V237H209ZM215 236H216V233H215ZM219 237H220V235H218ZM223 236H225V235H223ZM230 236H231V234H230ZM253 236V235H252ZM251 236V237H252ZM256 236L258 237V234H256ZM255 236V237H256ZM260 236V235H259ZM17 237H18V235H17ZM16 237V238H17ZM167 237V236H166ZM170 237V236H169ZM187 237H188V235H187ZM198 237V236H197ZM196 237V238H197ZM217 237V236H216ZM218 237V239L220 240V238ZM232 237V236H231ZM254 237V236H253ZM252 237V238H253ZM262 237H261V239H262ZM4 238V237H3ZM3 238H2V240H3ZM49 238H52V237H50L49 236ZM58 238H59V236H58ZM176 238H177V236H176ZM179 238V240L182 238V234H181V236H179L178 237ZM193 238V240L194 239H196V238H194V237H192ZM209 238V239H210ZM227 239H229V236L228 237H226ZM225 238V239H226ZM250 238V237H249ZM6 239V238H5ZM5 239L3 240V241H5ZM18 239V241H20V242H24V243H22L24 246H25V244L27 243H25V241L26 240H29V239H24L23 241H21V240H19V237L17 238ZM32 239H34V238H32ZM31 239V240H32ZM54 239H55V237H54ZM60 239V238H59ZM185 239V238H184ZM191 239V238H190ZM199 239V238H198ZM217 238H216V240H217V243H216V241H213V240H215V238L214 239H212V242H214V243H216L215 245L217 246V244H218V240ZM223 238H221V240H222ZM226 239V240H227ZM256 239V238H255ZM260 239V241H263V240H261ZM51 240V239H50ZM53 240V239H52ZM63 241H64V239H62ZM147 240V239H146ZM171 240V239H170ZM175 240V239H174ZM183 240V239H182ZM181 240V241H182ZM188 240V239H187ZM201 240H200V242H201ZM257 240V239H256ZM258 240H259V237H258ZM257 240V241H258ZM7 241V240H6ZM5 241V242H6ZM14 241H15V239H14ZM17 241V240H16ZM30 241V240H29ZM67 241V240H66ZM95 241V240H94ZM138 241V240H137ZM172 241V240H171ZM186 241V240H185ZM197 241V240H196ZM207 241V240H206ZM206 241H205V243H206ZM223 241V240H222ZM234 241V243L235 244H237V248L240 246V244L239 243H241L242 245H243V242L242 241H239V240H236L235 238H233V240L231 241V242H233ZM250 241V239H248V242ZM260 241H259V243H260ZM38 243V245H39V242L40 241H37ZM46 242V241H45ZM60 242H62V241H60ZM71 242H73V241H71ZM82 242V241H81ZM100 242V241H99ZM125 242V241H124ZM186 242H188V241H186ZM190 242V241H189ZM188 242V243H189ZM191 242H193V241H191ZM210 242V241H209ZM228 242H229V240H228ZM227 242V243H228ZM229 243V245L230 246H232V243ZM247 242V243H248ZM251 242V241H250ZM256 242V241H255ZM13 243V242H12ZM17 243H19V242H17ZM32 243V242H31ZM52 243V242H51ZM63 243V242H62ZM67 243H68V241H67ZM98 243V242H97ZM101 243V242H100ZM99 243V244H100ZM177 243V242H176ZM193 243H195V242H193ZM197 243V242H196ZM219 243H221V242H219ZM246 243V242H245ZM263 244H264V241L262 242ZM15 244H16V242H15ZM14 244V245H15ZM27 244H29V243H27ZM26 244V245H27ZM45 244V243H44ZM58 244V243H57ZM71 244V243H70ZM177 244H180V243H177ZM185 244V243H184ZM184 244L182 245V246H184ZM192 244V243H191ZM190 244V245H191ZM198 244V243H197ZM197 244H196V246L195 247H197ZM202 244V243H201ZM201 244H198L199 246L201 245ZM204 244V243H203ZM223 244H225V242L223 243ZM234 244V245H235ZM239 244V245H238ZM252 244V243H251ZM261 244V243H260ZM3 245V244H2ZM23 245H21V247L23 248ZM30 245V244H29ZM50 245V244H49ZM54 245H55V243H54ZM63 245V244H62ZM67 245V244H66ZM79 245V244H78ZM106 245V244H105ZM150 245V244H149ZM152 245H154V244H152ZM180 245V246H181ZM187 245V244H186ZM189 245V244H188ZM187 245V246H188ZM189 245V248L190 249H194V247H191ZM195 244H193V246H194ZM209 245V244H208ZM220 245V244H219ZM222 245V244H221ZM234 245L232 246V247H234ZM242 245L240 246V247H242ZM248 245V244H247ZM253 245V244H252ZM262 245V244H261ZM4 246H6L5 244H4ZM33 245H31L30 247H32ZM37 246V245H36ZM65 246V245H64ZM64 246H63V249H64ZM96 246V245H95ZM144 246V245H143ZM199 246L197 247V248H199ZM215 246V247H216ZM223 246V245H222ZM225 246H228V245H225ZM244 246H246L245 244H244ZM258 246V245H257ZM15 247V246H14ZM17 247H18V245H17ZM21 247H19V248H21ZM27 247V246H26ZM34 247V246H33ZM32 247V248H33ZM54 247V246H53ZM83 246H81V248H82ZM113 247V246H112ZM206 247V246H205ZM209 247V246H208ZM213 247V246H212ZM231 247V248H232ZM236 247V246H235ZM251 247V246H250ZM0 248H1V246H0ZM40 248V247H39ZM61 248V247H60ZM60 248H59V250H60ZM115 248V247H114ZM141 248V247H140ZM145 248V247H144ZM147 248H149L150 249V247H147ZM147 248H145V250L147 249ZM152 248H153V246H152ZM151 248V249H152ZM195 249V250H197V251H199L198 249ZM204 248V247H203ZM209 248H211V247H209ZM217 248L219 249H217V250H215L214 251V253H210V252H212V250L211 249H209V251L208 250H206V251H208V256H209V259L210 260H213L212 262L215 264V262H219V259L220 258H222L223 257V254L224 253H222V256H221V254H219L218 253V251H220L221 250V252H222V249L223 248H227L228 249V247H223L222 249H220L218 246H217ZM230 248V247H229ZM245 248V247H244ZM243 248V249H244ZM4 249V248H3ZM2 249V250H3ZM6 249V248H5ZM4 249V251H6ZM16 249V247L14 248V249H11V254L10 255H13L12 253V250L14 251ZM24 249V248H23ZM35 249H38V248H35ZM34 249V251H37V250H35ZM80 249V248H79ZM148 249V250H149ZM185 249V248H184ZM202 249V248H201ZM200 249V255L202 254L201 252H203L204 250L202 249L201 250ZM206 249V248H205ZM236 249V248H235ZM246 249V248H245ZM1 250V251H2ZM25 250V249H24ZM23 250V251H24ZM87 250V249H86ZM86 250H84V251H86ZM94 250V249H93ZM194 250V251H195ZM211 250V251H210ZM230 250H233V249H230ZM239 250V249H238ZM237 249H236V254H237V251H238ZM20 251L22 252V250L20 249ZM19 251V253H21ZM28 251V250H27ZM32 251V250H31ZM150 251V250H149ZM186 252H187V250H185ZM191 251V250H190ZM205 251V252H206ZM217 251V252H216ZM225 252H226V250H224ZM228 251V256H229V254L231 255L234 251H230V253H229V249L227 250ZM239 251H241V250H239ZM3 252V251H2ZM6 252H8V251H6ZM17 252H18V249H17ZM26 252V251H25ZM63 252H64V250H63ZM153 252V251H152ZM188 252H189V250H188ZM232 252V253H231ZM243 252V251H242ZM241 252V253H242ZM259 252V254H260V251H258ZM27 253V252H26ZM61 253V252H60ZM91 253V252H90ZM147 253V252H146ZM150 253V252H149ZM193 252L191 251V254H192ZM207 253V252H206ZM235 253L233 254L234 255V257H235ZM240 252H239V254H241ZM245 253V252H244ZM247 253H249V251L247 252ZM246 253V254H247ZM255 253V252H254ZM2 255H4L5 253L3 252V253H1ZM0 254V255H1ZM28 254H29V251H28ZM33 254H35V252L33 253ZM55 254V253H54ZM83 254V253H82ZM250 254V253H249ZM16 255H17V253H16ZM32 255V253L30 252V256ZM107 255V254H106ZM138 255V254H137ZM151 255V254H150ZM196 255V254H195ZM204 255H205V253H204ZM227 255V254H226ZM233 255H232V257H233ZM242 255V254H241ZM245 255V254H244ZM264 255V254H263ZM4 256H7V253H6V255H4ZM24 256H26L24 253H23V257ZM29 256V255H28ZM34 255H32V257H33ZM52 256V255H51ZM53 256H55V255H53ZM65 256H66V254H65ZM69 256V255H68ZM207 256V257H208ZM227 256V257H228ZM237 256V255H236ZM239 256V255H238ZM251 256V255H250ZM253 256V255H252ZM36 256H34V258H35ZM50 257V256H49ZM48 257V260H50V258ZM57 257H58V255H57ZM89 257H91V256H89ZM193 257V256H192ZM195 258H196V256H194ZM224 257H225V255H224ZM242 257V256H241ZM240 257V258H241ZM262 257V256H261ZM2 257H0V261L2 260L1 259ZM17 258H18V256H17ZM16 258V259H17ZM27 258V257H26ZM30 258V257H29ZM34 258H31V259H34ZM39 258V257H38ZM47 258V257H46ZM54 258V257H53ZM199 258H201L202 260L204 259L203 258V256L201 257H199ZM198 258V259H199ZM206 258V257H205ZM226 258V257H225ZM240 258H237V260L238 259H240ZM253 258L255 259V257L253 256ZM264 258V257H263ZM3 259H4V257H3ZM7 259V258H6ZM19 259V258H18ZM22 259V258H21ZM21 259H19V260H21ZM56 259V258H55ZM58 259H59V257H58ZM62 259V258H61ZM67 259V258H66ZM99 259V258H98ZM197 259V258H196ZM208 259V260H209ZM242 259H243V257H242ZM242 259L241 260H238V261H242ZM245 259H247V262H248V259L249 258H244V260ZM258 259V258H257ZM260 259V258H259ZM258 259V260H259ZM5 260V259H4ZM23 260V259H22ZM30 259H28L27 261H29ZM45 260H47V259H45ZM47 260V261H48ZM82 260V259H81ZM180 260V259H179ZM205 260V259H204ZM203 260V261H204ZM223 260H226V261H228L229 263H230V260L232 261V260H234V262H235V264L238 262H236V258H232V259H229V257H228V259H224L223 258ZM5 261H7V260H5ZM18 261V260H17ZM24 261V260H23ZM27 261H24L25 263L24 264H26V262ZM33 260H31V262H32ZM38 261H41V260H38ZM37 261V262H38ZM50 261H52V258H51V260ZM49 261V262H50ZM56 261V260H55ZM54 261V262H55ZM69 261V260H68ZM76 261V260H75ZM83 261V260H82ZM85 261H87V258H86V260ZM101 261V260H100ZM222 261V260H221ZM250 261H251V259H250ZM261 261V260H260ZM260 261H258V264H259V262ZM8 262V261H7ZM21 262V261H20ZM49 262L47 263V264H49ZM72 262V261H71ZM89 262V261H88ZM87 262V263H88ZM176 262V261H175ZM183 262V261H182ZM198 262V261H197ZM200 262V261H199ZM205 262V261H204ZM227 262V263H228ZM243 262V261H242ZM262 262V261H261ZM263 262H264V260H263ZM1 263H2V261H1ZM34 263H36V262H34ZM33 263V264H34ZM53 263V262H52ZM59 263V262H58ZM63 263H65L64 261H63ZM74 263V262H73ZM81 263V262H80ZM84 263V262H83ZM206 263H207V261H206ZM222 263V262H221ZM228 263V264H229ZM232 263V262H231ZM245 263H246V261H245ZM249 263V262H248ZM252 264H254V262H251ZM20 264V263H19ZM22 264V263H21ZM40 264V263H39ZM61 264V263H60ZM93 264V263H92ZM202 264H204V263H202ZM208 264V263H207ZM210 264V263H209ZM217 264H219V263H217ZM222 264H226V263H222ZM238 264V263H237ZM239 264H241V263H239ZM250 264V263H249Z\"/></svg>",
    "mask_w": 264,
    "mask_h": 264
},
{
    "label": "water",
    "instance_id": "obj_3",
    "mask_svg": "<svg viewBox=\"0 0 264 264\" xmlns=\"http://www.w3.org/2000/svg\"><path fill=\"white\" fill-rule=\"evenodd\" d=\"M189 3V2H188ZM192 5V4H191ZM193 6V5H192ZM194 7V6H193ZM195 8V7H194ZM196 9V8H195Z\"/></svg>",
    "mask_w": 264,
    "mask_h": 264
}]
</instances>
